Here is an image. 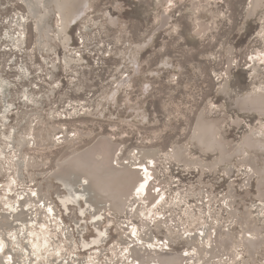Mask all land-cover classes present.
Here are the masks:
<instances>
[{"label":"rangeland","instance_id":"374dc122","mask_svg":"<svg viewBox=\"0 0 264 264\" xmlns=\"http://www.w3.org/2000/svg\"><path fill=\"white\" fill-rule=\"evenodd\" d=\"M250 5V0H177L169 7L156 0H89L87 13L69 28V46L56 34L55 13L51 37L44 32L45 44L37 51L35 16L21 0H0V82L8 85L7 108L0 97V207L24 186L42 185L60 212V218L52 216L55 220L49 222L59 241L66 244L55 225L61 219L78 244L75 219L86 229L84 238L96 236L89 212L83 215L80 204L68 211L59 206L64 190L52 171L66 150L67 155L75 153L101 135L111 136L119 144V159L138 147L157 148L154 167L156 178L164 181L163 199L149 215L142 205L143 219L132 215L142 202L137 197L130 199L125 213L104 211L105 242L84 249L66 244L63 257L105 247V254H94L98 257L89 264H122L128 250L121 241V221L128 219L141 243L147 241L142 233L149 230L155 245L186 253L183 264H202V245L215 229L231 238L234 257L231 252L229 259L211 256L207 264H264V198L259 195V188L264 190V183L259 185L264 150L243 145L248 135L264 142V115L237 103L239 96L264 89V7L248 15ZM200 18L210 24L204 36L197 32ZM67 54L76 60L66 63ZM200 112L219 119L220 135L243 148L204 170L187 167L172 153L181 144L189 156L206 161L219 157V150L204 153L191 139ZM18 157L25 160L21 176L16 173ZM9 181L13 190L6 189ZM46 210L38 215L47 219ZM164 212L179 217L182 228L165 225L160 219ZM206 225L209 231L199 239L195 230ZM37 226L41 229V223ZM250 237L257 238L256 252L247 249Z\"/></svg>","mask_w":264,"mask_h":264},{"label":"bare ground","instance_id":"6f19581e","mask_svg":"<svg viewBox=\"0 0 264 264\" xmlns=\"http://www.w3.org/2000/svg\"><path fill=\"white\" fill-rule=\"evenodd\" d=\"M21 1L26 4L27 10L36 18L35 29L38 31L36 32L37 51L43 49V45L45 44L44 32L51 37L49 32L51 28L50 22L55 13H58L59 20L56 34L61 38L64 47L69 46L68 44L71 39L69 28L75 21L87 13L89 3V0ZM176 1L177 0H156L161 6H168L169 4V6H171L175 4ZM250 3L251 5L248 10V15H255L258 9L264 7V0H250ZM209 27L210 24L202 21L200 18L199 26L197 28L198 34H201L202 36L208 34ZM138 46L139 48L143 47L142 44H138ZM232 56L229 53L228 69L231 68L233 63ZM63 58L68 64L76 60L68 54ZM45 59L47 58L45 57ZM163 63L167 64L166 62ZM54 65L56 66V64ZM227 85L228 82L225 81L223 85V91L225 93H227ZM7 89V83L0 82V97L4 98L3 101L5 104L3 106H6V108L8 105L5 98L7 95ZM237 103L241 107L254 109L258 111L260 115H264V89H259L256 92L250 91L243 96H239L237 98ZM219 122V119L207 118L204 116V113L200 112L195 117L193 131L192 134H190L191 139L196 146L204 151V153L219 150V157L212 161H206L198 156H189L187 155L186 149L181 144H176L177 146L175 145V147H173L172 153L174 157L178 161L184 162V165L187 167L200 166L204 170L206 168L214 167L220 162L231 159L233 154H238L243 149L242 146H233V143L228 141L225 136L223 137L220 135L218 128ZM69 134L70 133H68V135ZM22 143L23 141H20L18 144L21 145ZM243 145L250 149H256V151L264 150V142L251 135L244 138ZM118 150L119 144L114 142L111 139V136L101 135L92 144L80 151L67 155L68 151L66 150L65 153L61 154V157L57 161L56 169L52 171L53 178L60 182L59 184L64 190V193L59 195V206L63 210L68 211L71 205L80 204L83 215L86 211L89 212L88 219L91 220L94 231H96V236L91 239L84 238L83 231L85 227L79 220L75 219L77 231L79 232V236H81L80 243L78 244L76 243L70 225L66 224L62 219L59 222L55 221V225L60 229L63 240L66 241V244L72 245L71 247L73 248H90V246H100L105 242L107 230H104L103 227L101 228V219L104 211L110 210V212H124L130 199L132 197H137L142 199V202L135 206L132 215L143 219V211L147 210L148 214L151 207L153 205L155 206V204L163 199L162 195L165 188L164 181L156 178V169L154 167V162L159 157L157 148L138 147L132 149L122 159L117 157ZM252 156L254 155H251V157ZM22 157L16 159V173L19 176H21L20 170L25 162ZM251 157L247 160L248 163L252 165V163H250L252 161ZM259 170L264 172V166ZM263 183L264 178L259 181V185L262 186ZM41 186H24L22 190L19 189L20 191H18L15 199H8L5 203L3 202L7 205L6 207H0V264H89V261L96 260L98 256H95L94 254H102L105 247H99L95 250L94 254L90 252V254L87 253L88 255L86 256H84V254L71 252L70 257H63V254L65 253H63V251L68 250V248L66 244L59 241L56 238L57 235L49 229V225L52 224H49V222H54L55 220L52 216L60 218V212L57 207H55L56 204L54 205L50 193H48L47 190H44ZM13 188L14 184L12 181H9L6 189L13 190ZM259 195L260 198H264V190L262 188H259ZM142 205H144L143 211L140 209ZM43 209H47V219L38 215V212ZM151 218H153V215ZM178 218L175 214L166 215L165 212L161 214L160 217L165 225H172L175 229H181L182 222ZM37 223H41V229L37 228ZM121 225V227H123L121 241L124 242V244L126 243L125 249L128 250L126 253L127 255L125 256L126 259L123 260L122 264L184 263L186 253L171 252L165 250V247L162 248L160 245V247L155 245V242L151 241L152 238L149 230H145L142 233V240L145 238L144 240L147 239V241L141 243L140 238L137 236V227L132 221L122 219ZM208 227L209 226L207 225L198 226L194 235L199 239H203ZM249 229L246 228V232H250ZM217 230L218 229L212 230V232H214L212 236L210 235L211 238H209V242L206 241L208 244L202 245V264H207L206 261L209 260L211 256H220L221 258L229 259L228 257L231 252L230 249H232L231 238L219 236ZM259 233L260 230L258 227L257 234ZM185 234L187 236L192 235L188 230H186ZM257 243V238L250 237L247 242V249L250 252H253L255 248H257ZM104 254L105 253H103V255ZM231 254L232 256L234 255L232 252Z\"/></svg>","mask_w":264,"mask_h":264}]
</instances>
